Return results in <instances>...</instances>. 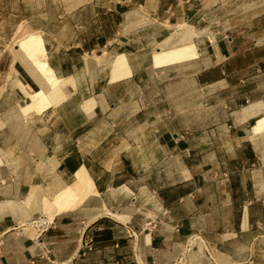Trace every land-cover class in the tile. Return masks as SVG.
I'll return each instance as SVG.
<instances>
[{
    "label": "crops",
    "instance_id": "0c3cea01",
    "mask_svg": "<svg viewBox=\"0 0 264 264\" xmlns=\"http://www.w3.org/2000/svg\"><path fill=\"white\" fill-rule=\"evenodd\" d=\"M36 4L63 99L4 40L0 264H264V0Z\"/></svg>",
    "mask_w": 264,
    "mask_h": 264
},
{
    "label": "bare ground",
    "instance_id": "6f19581e",
    "mask_svg": "<svg viewBox=\"0 0 264 264\" xmlns=\"http://www.w3.org/2000/svg\"><path fill=\"white\" fill-rule=\"evenodd\" d=\"M17 48L22 53V55L25 56L28 64L34 67L36 73L44 80L47 85V92L45 91V93L44 91L39 94L31 92L28 96V103H36L47 106L51 103L55 104L63 99V94L60 90V85L62 82L61 80L54 77L53 72L45 62L43 44L40 35L32 33L23 37L21 36L17 42ZM190 56L191 46H185L174 51L157 54L155 55V61L157 64H164ZM262 121L264 122V118Z\"/></svg>",
    "mask_w": 264,
    "mask_h": 264
},
{
    "label": "rangeland",
    "instance_id": "374dc122",
    "mask_svg": "<svg viewBox=\"0 0 264 264\" xmlns=\"http://www.w3.org/2000/svg\"><path fill=\"white\" fill-rule=\"evenodd\" d=\"M39 1L41 0H0V45L9 38L8 45L14 44L17 47V42L21 36L32 34L21 29L15 38L17 25L20 23L27 26L21 20L35 13L37 10L36 3ZM10 48L12 49V46Z\"/></svg>",
    "mask_w": 264,
    "mask_h": 264
},
{
    "label": "built area",
    "instance_id": "2783aa9c",
    "mask_svg": "<svg viewBox=\"0 0 264 264\" xmlns=\"http://www.w3.org/2000/svg\"><path fill=\"white\" fill-rule=\"evenodd\" d=\"M82 246L84 248V251H89L91 249V241L87 239L83 242Z\"/></svg>",
    "mask_w": 264,
    "mask_h": 264
}]
</instances>
